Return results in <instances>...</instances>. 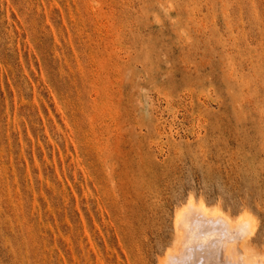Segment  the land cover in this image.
Masks as SVG:
<instances>
[{
    "label": "rangeland",
    "instance_id": "rangeland-1",
    "mask_svg": "<svg viewBox=\"0 0 264 264\" xmlns=\"http://www.w3.org/2000/svg\"><path fill=\"white\" fill-rule=\"evenodd\" d=\"M191 198L264 259V0H0V264H170Z\"/></svg>",
    "mask_w": 264,
    "mask_h": 264
},
{
    "label": "bare ground",
    "instance_id": "bare-ground-1",
    "mask_svg": "<svg viewBox=\"0 0 264 264\" xmlns=\"http://www.w3.org/2000/svg\"><path fill=\"white\" fill-rule=\"evenodd\" d=\"M194 201L191 198L184 206L186 208L183 207V211L179 210L181 212L176 213L174 223L177 239L172 246L174 249L171 248V253L168 254L170 264H264V259L259 261L249 259L243 242L240 248L244 251L240 256L234 250L235 238L240 237L245 240L246 230L251 222L249 219L254 220L252 215L253 219L250 218L251 216L244 217L243 215L247 213H242L243 217L239 215L240 218L236 220V217L232 216V219L218 206L209 208L204 202ZM247 215L249 216V213ZM250 229L256 230L254 226ZM251 233L250 235H253ZM250 235L248 234V237Z\"/></svg>",
    "mask_w": 264,
    "mask_h": 264
}]
</instances>
